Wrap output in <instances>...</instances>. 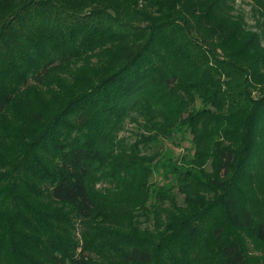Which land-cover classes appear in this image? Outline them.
<instances>
[{"label": "trees", "instance_id": "1", "mask_svg": "<svg viewBox=\"0 0 264 264\" xmlns=\"http://www.w3.org/2000/svg\"><path fill=\"white\" fill-rule=\"evenodd\" d=\"M247 2L0 0V264H264Z\"/></svg>", "mask_w": 264, "mask_h": 264}, {"label": "rangeland", "instance_id": "2", "mask_svg": "<svg viewBox=\"0 0 264 264\" xmlns=\"http://www.w3.org/2000/svg\"><path fill=\"white\" fill-rule=\"evenodd\" d=\"M235 2V7L239 10H242L248 17H247V21L249 22V24H253V20L250 18V12H249V9H250V6L247 2V0H234ZM133 132H134V129H133V125L131 124H127L126 127H125V130L120 133V136H124L125 138H127V140H129L130 142L133 141L134 137H133ZM181 146H173L170 141H165L164 143H162L161 145H158L157 147V150H159L160 152H163L166 148H173L174 150V153L176 155L182 153V152H185L184 149L188 148L190 146L189 142L187 140L185 141H182L181 142ZM155 150V149H154ZM162 177L159 176V175H155L152 179V182H156L157 184H162Z\"/></svg>", "mask_w": 264, "mask_h": 264}]
</instances>
